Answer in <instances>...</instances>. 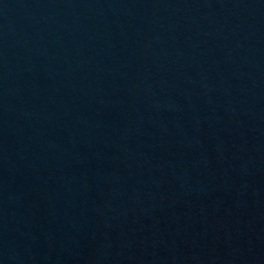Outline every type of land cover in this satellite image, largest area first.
I'll list each match as a JSON object with an SVG mask.
<instances>
[{"label":"water","instance_id":"95a60500","mask_svg":"<svg viewBox=\"0 0 264 264\" xmlns=\"http://www.w3.org/2000/svg\"><path fill=\"white\" fill-rule=\"evenodd\" d=\"M0 264H264V0H0Z\"/></svg>","mask_w":264,"mask_h":264}]
</instances>
